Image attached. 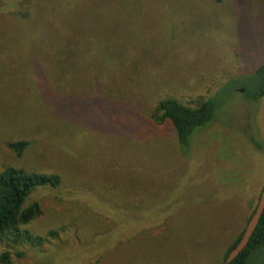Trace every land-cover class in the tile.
I'll use <instances>...</instances> for the list:
<instances>
[{
  "label": "rangeland",
  "instance_id": "374dc122",
  "mask_svg": "<svg viewBox=\"0 0 264 264\" xmlns=\"http://www.w3.org/2000/svg\"><path fill=\"white\" fill-rule=\"evenodd\" d=\"M20 1L0 0V12ZM36 1L26 39L8 40L0 61V169L63 182L28 198L41 214L21 229L41 242L0 240V257L222 262L264 186V0ZM166 95L215 99L213 121L186 150L152 118ZM20 135L34 142L18 157L5 143Z\"/></svg>",
  "mask_w": 264,
  "mask_h": 264
},
{
  "label": "trees",
  "instance_id": "16d2710c",
  "mask_svg": "<svg viewBox=\"0 0 264 264\" xmlns=\"http://www.w3.org/2000/svg\"><path fill=\"white\" fill-rule=\"evenodd\" d=\"M215 1L220 2L221 0ZM35 7H37L36 0H21L17 11L11 13L0 12V23L7 24L10 27V31L0 33V61L8 58L6 57V50L14 46L10 45L11 41L8 40L21 41L26 39L22 32L25 29L27 30L29 22L31 23L36 16L39 17V14L34 11ZM37 35L38 31L31 28L30 37H37ZM5 73L7 72L3 71L0 66V77L4 76ZM256 74L259 77V83L255 98H264V63L258 67ZM45 98L49 102L50 98L46 94ZM216 107L215 99L209 97L203 98L201 96L184 102L174 96L166 95L157 101L152 118L157 122H168L174 130L178 144L186 150L190 147L197 129L203 128L204 125L213 121ZM198 131H201V129ZM20 136L5 143L6 148L18 157H21L34 142V139ZM62 182L63 177L56 172L27 170L15 164H7L0 169V240H11L18 244L25 242L39 244L41 242L40 237L33 236L26 229H21L22 226L28 225L41 214L39 203L37 201L28 203V198L37 188L55 189ZM255 207L251 211L247 222ZM243 231L244 229L229 245L222 262L218 264L225 261L229 252L239 242ZM0 262L9 264L6 254L0 257ZM229 264H264V210L247 246Z\"/></svg>",
  "mask_w": 264,
  "mask_h": 264
},
{
  "label": "water",
  "instance_id": "95a60500",
  "mask_svg": "<svg viewBox=\"0 0 264 264\" xmlns=\"http://www.w3.org/2000/svg\"><path fill=\"white\" fill-rule=\"evenodd\" d=\"M263 210H264V186H263L262 191L259 195L255 210H254L253 214L251 215L250 219L248 220L239 242L229 252L228 256L226 257L225 261L222 264H229L247 246L251 235L253 234L254 230L257 227V224H258L259 219L263 213Z\"/></svg>",
  "mask_w": 264,
  "mask_h": 264
}]
</instances>
